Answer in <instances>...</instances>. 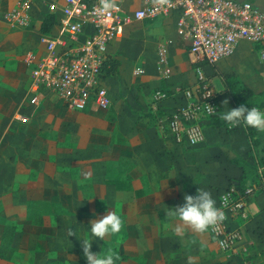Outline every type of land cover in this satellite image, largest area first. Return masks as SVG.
Here are the masks:
<instances>
[{"label":"crops","instance_id":"obj_1","mask_svg":"<svg viewBox=\"0 0 264 264\" xmlns=\"http://www.w3.org/2000/svg\"><path fill=\"white\" fill-rule=\"evenodd\" d=\"M249 1L264 11V0ZM39 21L34 25L38 34ZM137 25L143 28V38L147 41L150 38L154 40V49L151 53H147L149 56L146 57L144 66L139 63L135 65L141 68V72L137 73L139 75L136 77V87L139 88V92L136 98H132L135 107L125 112V115L130 118L129 123H121L119 130L122 134L117 136L116 140V159L118 162L130 165L128 173L132 180L143 181L142 175H144L148 182L153 181L149 183L151 189L149 184L142 186L138 182L134 185L128 183L124 178L126 166L111 167L109 163L111 156L107 157L110 152L106 153V148L104 152L101 151L95 156L89 155V157L77 159L76 149L79 144L74 137L70 138V131H68L66 158L55 157V160L51 162V159L44 158L39 151H37L38 155H31L34 143H38L35 140L36 132H41L38 126L42 125L43 117L47 112L45 110L49 108L32 110V106H29V98L33 96V101L42 105L48 102L51 108L61 103L47 88L41 87L35 92L28 90V68L24 63V67L21 68V61L14 60L16 53L9 52L13 46L17 49L12 35L3 34L5 36L3 50L9 56L6 62L0 63V197L5 200L2 208L27 212L25 204L28 199H31L57 201L67 210L82 211L86 208L83 197L93 195L87 201V206L94 208L97 198L95 196H100L103 199L100 207L103 215L107 211L114 210L116 204L119 205V214L124 220V227L118 237L116 248L120 247V252L126 253L135 250L134 244L139 240V232H135L138 225L137 214L133 213L138 210L135 206L128 209V204L125 202L133 195L153 196L156 192V180L162 181L158 183L160 186L157 191L166 192L172 189V183L175 184L177 180L181 192L179 194L183 196V201L185 194L196 195V190L203 188L210 191L217 202L218 194L243 172V185L253 187L246 199L245 216H240L235 212L227 216V224L239 230V239L230 249L224 251L219 249L209 233L206 235V232L197 243L202 249L201 255L207 256L208 249L212 250L207 256L211 258L212 263L240 264L242 261L251 260L256 264H264V179L260 176L259 185L251 182V177L254 176L252 166L256 158L264 157L262 146L264 142L259 132L255 141L246 134L243 123L236 127H229L224 121L223 124H213L205 119L203 139L195 146H186L175 143L166 128V113L184 103L181 93L174 88L191 84L194 80L187 53V40L175 31L174 17L154 16L132 22L125 28L124 34L113 37L107 43V54L112 52L111 55L117 58L119 63L116 74L103 77L106 90L110 95L116 87L124 90L121 77L128 75L130 64L126 59V53H121L123 52L122 40L127 39L131 35L129 32H133ZM158 43H164L166 47V60L163 64H158L156 60ZM240 46H243L244 51L239 49ZM241 54L245 55V64L232 60L233 57ZM204 70L216 92L221 112H226L233 108V102L221 82L220 75H234L254 94L263 91L264 43L240 40L230 55L218 59L211 66L205 65ZM24 72L26 73L25 78ZM155 88L167 90L169 96L160 102V109L152 110L151 94ZM226 98L228 99L227 106L221 103ZM88 107L93 106L87 105L83 109H72L67 106L64 108L67 109L65 112L69 119L74 121L76 111L86 112ZM146 107L151 113L142 114V112H147ZM15 115L22 119L15 118ZM51 115L54 117L53 111ZM151 119H154L153 123ZM46 123L48 120L43 126ZM44 132H49L51 145L60 144L50 128ZM101 147L104 148L105 145L102 144ZM150 155L155 159L151 160ZM145 156L148 167L143 172L141 170L143 167L139 166L138 161L140 158V163L145 166L142 160ZM156 164L157 168H155ZM134 167L140 170L136 176L130 173L134 171ZM256 170L260 175V167ZM85 175L90 176V179L85 180ZM95 184H98V188ZM12 196L18 200L13 202L10 199ZM6 201L9 202L5 203ZM149 262L150 258L145 264Z\"/></svg>","mask_w":264,"mask_h":264},{"label":"built area","instance_id":"obj_2","mask_svg":"<svg viewBox=\"0 0 264 264\" xmlns=\"http://www.w3.org/2000/svg\"><path fill=\"white\" fill-rule=\"evenodd\" d=\"M38 1L44 5V12L54 15V22L48 31L39 30L42 53L24 58L28 90L47 88L61 104L72 109L108 105L100 69L107 54L106 45L113 37L122 35L128 24L143 18L174 17L175 31L187 40L194 80L174 88L181 93L184 103L166 113L165 125L172 140L186 146H195L203 139L205 119L219 108L205 64L230 55L240 40L264 43V11L247 0H138L132 5L116 0L117 7L108 12L102 10L99 0ZM16 3L8 20L28 23L29 0ZM156 60L158 64L165 63L164 43L157 44ZM132 72L137 74L141 68L134 66ZM168 96L167 90L155 88L151 94L152 110L160 109V102ZM207 105L214 110L210 111ZM251 107L264 110V105L248 108ZM252 190L253 187L246 186L238 191L230 184L218 194L216 206L226 217L232 212L245 216L246 199ZM208 233L221 250L230 249L240 237L239 230L230 227L227 219L211 227ZM240 264L256 263L248 260Z\"/></svg>","mask_w":264,"mask_h":264},{"label":"rangeland","instance_id":"obj_3","mask_svg":"<svg viewBox=\"0 0 264 264\" xmlns=\"http://www.w3.org/2000/svg\"><path fill=\"white\" fill-rule=\"evenodd\" d=\"M16 1L0 0V63L8 60L7 56L9 55L3 50L5 37L3 34H9L10 36L12 35L14 45L17 48L15 49L13 46L9 49V52L16 53L14 60L17 59V62L20 60L22 68L24 67L23 63L26 66L24 58L27 55L38 56L42 52V43L34 25L37 24L44 13V6L38 0H29V21L26 24H17V22L8 20V13L17 4ZM137 2L138 0H123V3L127 5L136 4ZM40 6L41 8H39ZM142 30L143 28L137 25L134 28L135 32H129L131 35L127 39L122 40L121 48L123 52L121 53H126L127 55L126 59L130 64L129 73L121 77L124 83V90L116 87L112 91V95L107 90L110 100L107 106L101 108L88 107L85 110L86 112L76 111L75 120L71 121L66 114L67 112H65L67 111L64 108L65 105H54L51 108L48 102L42 105L33 101L32 97L29 98V106H32V110L34 108H49L45 110L47 112L43 117L42 125L38 126L41 132H36L35 140L38 143H34L31 155H38L37 151H39L44 158L48 157L49 160L51 159V162L55 160V157L62 156L66 158L68 131H70V138L74 137L79 144L76 149L77 159L89 157V155L95 156L101 151L104 152L106 148V153L110 152L107 157L111 156V161L109 162L111 167L115 168L116 165L118 168L126 166L125 169L123 168L126 170L124 178L128 183L134 185L135 182H138L142 186L153 183V181L148 182L144 175H142L143 181L132 180L131 175L128 173L130 165L118 162L116 159V140L118 139L117 136L122 134L119 130L121 123H129L130 118L125 115V112L135 107L132 98H136L139 92V88L136 87V77L139 74H134L132 69L138 63L144 66L146 57L149 56L147 53H151L152 49H154V40L150 38L147 41L146 38H143ZM239 49L242 50L243 46H240ZM232 60L241 64L246 62L243 54L233 57ZM259 60L262 61L260 58ZM205 65L211 66V64ZM25 75L26 73L24 72V78ZM25 96L27 95L25 94ZM146 109L147 112H142V114L151 113L148 107ZM52 111L54 117L51 115ZM87 116L92 117L90 118L91 120ZM15 118L22 119L18 115H15ZM47 120L48 123L43 126ZM151 122L153 123L154 119H151ZM38 123L40 124L41 120ZM49 128L60 141L59 145H51L49 132H44ZM102 144L105 145L104 148L101 147ZM150 156L151 160L155 159L152 155ZM142 160L143 164L146 165L143 166L140 163V158L138 164L143 167L141 170L144 172L148 167L146 156ZM139 166L136 165V167L140 168ZM136 167H134V171L130 172L135 176L140 173V170ZM155 168H157V164ZM114 177L116 180V176ZM175 181V184L172 183V189L166 190V192L169 191L168 194H165L164 190L157 191L160 186L158 183L162 181L156 180V192L153 196L133 195L125 201L128 204V209L135 206V209L138 210L133 211L134 214H137L136 218L138 219L135 232H139L137 245L134 244L136 246L135 250L133 249V251L130 250L126 253L120 252L119 245V249L116 248L118 240L116 236H106L104 240L94 238L91 250L96 253H103L112 248L119 256H124L117 261V264H145L149 258V264H216L211 262V258H207L208 254L212 252L210 248L207 251V256L200 254L202 249L197 242L199 238L203 237L204 233H196L188 229L184 235H177L174 229L177 225H181L182 222L178 217H165L167 208H174L185 202L182 200L183 196L179 194L181 193L179 183L177 180ZM95 187L98 188V184H95ZM149 188L151 189L150 184ZM91 197L93 195L83 197L85 198L86 208L82 211L67 210L57 201L47 202V200L35 201L28 199L25 204L27 212L11 211L10 208L4 210L2 203L5 200L0 197V264H50L51 262L53 264L57 260L62 261L63 264H87L80 239L76 236H69L68 229H76L78 236L82 238L90 234V221L103 216V212L100 211L103 201L102 197L95 196L97 198L94 202V208H89L87 201ZM10 199L13 202L18 200L14 196ZM8 202L6 201L5 203ZM206 235H208L207 231ZM204 251L206 250L204 249Z\"/></svg>","mask_w":264,"mask_h":264},{"label":"clouds","instance_id":"obj_4","mask_svg":"<svg viewBox=\"0 0 264 264\" xmlns=\"http://www.w3.org/2000/svg\"><path fill=\"white\" fill-rule=\"evenodd\" d=\"M99 3L104 12H108L117 7L116 0H99ZM208 95H211V93ZM221 103L227 106L228 99H224ZM207 106L210 111L214 110L213 107ZM220 119L229 127H236L243 123L245 126L264 132V110L258 107L248 108L241 104L238 107L222 112ZM84 179H90V176L85 175ZM196 191V195L185 194V202L182 205L167 208L165 211L166 218L178 217L182 222L181 225H177L174 229L177 235H184L188 229L196 233H204L211 227L227 219L225 212L216 206L217 202L210 191L203 188H198ZM224 206H227L226 201ZM90 224V234L82 238L78 236L76 229H68L69 236H76L80 239L83 255L86 257L87 264H117L120 256L112 248H109L103 253L93 252L91 248L94 238L100 240H104L106 236H116L118 238L121 234L124 227V220L119 214V205L116 204L114 210L107 211L99 219H93L90 221Z\"/></svg>","mask_w":264,"mask_h":264},{"label":"trees","instance_id":"obj_5","mask_svg":"<svg viewBox=\"0 0 264 264\" xmlns=\"http://www.w3.org/2000/svg\"><path fill=\"white\" fill-rule=\"evenodd\" d=\"M249 2L252 3L251 1ZM53 22H54V15L51 12H44L39 21L38 29L42 32H46L50 29ZM118 63H119L118 59H116L110 54H106L101 64V69H100L101 76L106 77L116 74ZM220 78L224 88L227 90V93L231 101L233 102V108L238 107L241 104L245 105L246 107H249L250 105H257V106L264 105V90L258 94H254L250 90V88L242 84L240 80L232 74H221ZM221 113L222 112L219 107L216 113H214L212 116H209L207 118L208 121L213 124H223V120L220 119ZM244 128L249 138L256 141L257 134L259 132V135L262 141L264 142V138L263 136H261L262 132L257 131L255 128L248 127L245 125ZM262 146L264 147V143L262 144ZM252 167L254 169L253 172L254 176L251 177V182L256 185H259L260 176L264 179V157L263 156L257 157ZM258 167H260V175L257 173L256 170ZM243 179H244V173L241 172L239 177L234 182H229V183L232 184L236 190L241 191L245 187V185H243ZM123 257L124 256H120V259ZM50 264H52V262ZM53 264H63V263L62 261L57 260L53 262Z\"/></svg>","mask_w":264,"mask_h":264}]
</instances>
